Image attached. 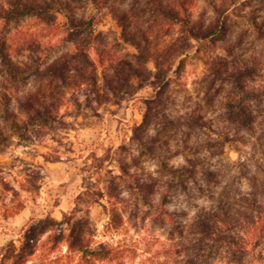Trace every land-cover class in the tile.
I'll return each mask as SVG.
<instances>
[{
	"label": "rangeland",
	"instance_id": "1",
	"mask_svg": "<svg viewBox=\"0 0 264 264\" xmlns=\"http://www.w3.org/2000/svg\"><path fill=\"white\" fill-rule=\"evenodd\" d=\"M27 1L50 6L8 16L0 0V264H264V0H185L190 36L151 0ZM132 66L146 79L103 99Z\"/></svg>",
	"mask_w": 264,
	"mask_h": 264
},
{
	"label": "trees",
	"instance_id": "2",
	"mask_svg": "<svg viewBox=\"0 0 264 264\" xmlns=\"http://www.w3.org/2000/svg\"><path fill=\"white\" fill-rule=\"evenodd\" d=\"M94 3H97L95 0H92ZM153 5L156 7L160 13L169 19L170 23H174L179 26V29L183 32H186V35H197L193 34L192 30L187 26L189 22V11H188V3L185 0H179L176 2V4H166L162 5L161 0H151ZM7 6H2V11L5 12L8 16H14L18 13H26V12H37L39 10H44L50 6L45 1H34V2H28L27 0H6ZM60 8H57L59 10ZM81 26L87 27V29H90L93 26L92 20L87 21H81ZM220 25L218 26H210L208 30H205L203 34H199L201 36H207V35H213L218 32ZM189 43V39L183 36H179L176 39L172 41L168 46L164 47L162 49L163 55L161 58H153L154 60V66L156 68L155 72L157 75L161 74L162 71H164V66H166V58L170 56H177L178 54L182 53L184 51V46ZM133 47L137 50V58L139 62L145 63L149 58V52L147 50H143L141 46H139V43L131 44ZM5 54V48L0 45V59H3V56ZM76 56H80L84 59V61L87 64H90V61L88 60L86 53L84 49L80 48L78 51H76ZM160 57V56H159ZM125 64H129L128 62H124ZM65 63L63 59H60L58 61L53 62L49 66H47L42 73L45 75H57L62 76V70L64 69ZM239 68H236V70L229 71L227 68H224L222 70L215 69V72L218 75H226L227 77H231L232 74L237 71ZM242 71V70H241ZM129 74H121L119 71H117L112 80H108V84H106V88L108 89L107 92H103V99L109 100L110 95H117L122 93L127 89V87L130 85V75H134L135 77L139 79H146V71L145 68L142 66H132L130 67ZM84 79L87 81V74L83 75ZM91 78V85L95 84V76H89ZM228 78V79H229ZM231 79V78H230ZM84 80V81H85ZM234 81H237V78L233 79ZM93 87V85H92ZM92 91L94 89L90 88ZM52 105L50 106V108ZM50 108L47 106H43L44 114L50 113ZM41 112V111H39ZM244 121H248V118L245 116ZM170 122V120H168ZM194 124L197 125H203V122L200 120L195 119ZM135 181V180H134ZM197 232L201 234L202 236H205L207 238L213 239V240H222L226 239L228 242L232 243L231 245V254H241L243 255L246 253L247 248L245 242L237 243L236 239L234 237L226 238L224 234V229L222 228L223 223L220 221L216 222H210L206 220L205 218H198L195 222ZM75 245L80 246V242H73ZM97 251V248L94 250ZM103 252V251H102ZM103 253H107V250H104ZM258 263L260 261L264 260V254H261L258 252ZM260 258V259H259ZM260 260V261H259ZM261 263V262H260ZM264 263V262H263Z\"/></svg>",
	"mask_w": 264,
	"mask_h": 264
}]
</instances>
